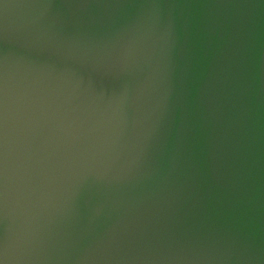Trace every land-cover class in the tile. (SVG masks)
<instances>
[{
	"label": "water",
	"instance_id": "water-1",
	"mask_svg": "<svg viewBox=\"0 0 264 264\" xmlns=\"http://www.w3.org/2000/svg\"><path fill=\"white\" fill-rule=\"evenodd\" d=\"M0 264H264V0H0Z\"/></svg>",
	"mask_w": 264,
	"mask_h": 264
}]
</instances>
